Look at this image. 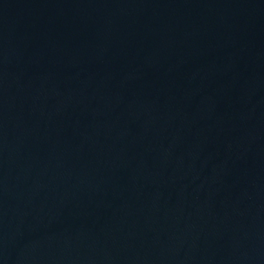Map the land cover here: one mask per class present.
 I'll return each mask as SVG.
<instances>
[{"label":"water","instance_id":"obj_1","mask_svg":"<svg viewBox=\"0 0 264 264\" xmlns=\"http://www.w3.org/2000/svg\"><path fill=\"white\" fill-rule=\"evenodd\" d=\"M0 264H264V0H0Z\"/></svg>","mask_w":264,"mask_h":264}]
</instances>
